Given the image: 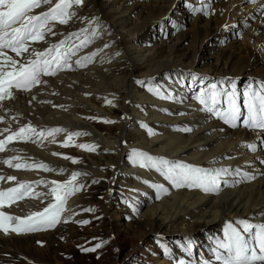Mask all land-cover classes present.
Listing matches in <instances>:
<instances>
[{"label":"bare ground","instance_id":"obj_1","mask_svg":"<svg viewBox=\"0 0 264 264\" xmlns=\"http://www.w3.org/2000/svg\"><path fill=\"white\" fill-rule=\"evenodd\" d=\"M127 2L129 5L125 6ZM171 2L172 0H147L140 6L136 2L131 4L129 0H123V5L115 2L112 7L104 8L92 0L91 14L95 17L107 18L111 13L124 15L129 11L131 15L126 20L120 16L112 17L116 22L115 26L121 27L124 32L130 28L133 36L128 39L123 36V31L119 33L113 26L117 34L114 33L117 36L114 44L104 47L108 45L107 42L95 43L85 54L80 55L98 52L87 67L60 72L59 77L46 79L47 83L39 89L36 87L32 93L15 92V99L0 107V116L4 118L0 122V130L5 127L15 130L30 123L38 129L63 127L69 131L89 133L75 138L98 144L103 153H109L108 156L116 154V177L122 171L133 175L137 185L133 187L131 194L134 195V214L137 220L142 222L145 218L148 219L158 227V232L168 235L171 241L187 243L192 240V255L187 254V257L192 264H199L203 258L214 260L210 248L214 246L216 237L223 238V229L227 223L239 219H248L253 223L264 222V163H261L264 160V145L259 143L264 131L247 129L242 123L233 128L200 111L202 106L194 96L187 95L178 74L184 70L207 74L215 83L225 79L238 80L244 76L264 82V11H261L264 0H256V3L251 0H211L212 8L208 15L188 8L190 0H184V8L179 4V9ZM193 2L195 8H199L202 0ZM46 10L39 9L38 12ZM174 11H178L182 20L186 19L188 28L197 22L199 32L194 34L192 30L183 31L170 44L165 41L160 43V40L151 46L150 37L155 21H148L146 16L142 18L141 24L133 22L142 12L143 15L144 12L152 15L156 20L167 21ZM87 22L85 19L78 20L65 28L56 25L55 32L67 35L70 31L87 25ZM53 36H47L45 42L32 47L38 51L51 47L59 42L53 40ZM192 36L199 43L194 47L188 42ZM133 40L145 41L148 54H139L133 47ZM10 55L13 54L10 52ZM80 56H74V61ZM189 62L191 63L186 64ZM125 64L130 73L121 75L120 68ZM148 82L156 84L174 98L162 100L146 91L141 92L140 88ZM108 100L112 103H107ZM121 102L125 104L122 105ZM238 102L242 110H245L244 98ZM112 107L122 110V116L115 118ZM13 117L16 119L13 120ZM90 117L108 118L110 121L113 119L124 130L118 137L105 136L87 121ZM133 128H137L135 147L133 146L137 151L197 167L239 168L241 171L252 172L256 178L232 187H222L219 194L205 193L200 189H175L155 169L140 168L127 157V145ZM185 128H191L192 131L186 132L183 130ZM65 139L66 133H61L55 136V143L49 137L41 143L14 142L10 145L8 151L0 153V160L18 155L29 163H46L56 171L17 170L0 163V175L17 177V181H0V188L14 187L17 182L27 181L33 183L34 192L47 193V184L37 185L34 182H50V174L61 173V168L66 169L64 172L69 174L77 167L74 163L53 155L62 152L61 144ZM252 143L258 146L255 152L245 147ZM87 153L89 152H84ZM104 157L105 155H101V158ZM84 168L86 169L82 170L91 173L90 175H98L94 166ZM227 179L231 184L233 179L240 178L229 176ZM153 184H164L169 189L168 193H157ZM49 202L46 195L43 198L30 197L0 210L25 217L30 212L41 211L42 204L47 206ZM68 205L70 213L76 212L80 207L75 202ZM17 236L0 230V243L14 247L22 242ZM195 245L204 246L202 248L208 250L210 256L194 259Z\"/></svg>","mask_w":264,"mask_h":264},{"label":"snow or ice","instance_id":"obj_2","mask_svg":"<svg viewBox=\"0 0 264 264\" xmlns=\"http://www.w3.org/2000/svg\"><path fill=\"white\" fill-rule=\"evenodd\" d=\"M251 2L256 3V0H251ZM83 3L84 0H0V107L4 102L14 100L15 92L28 93L33 88L46 84L47 81L43 80V77H53L65 70L74 71L77 68H85L94 61L98 52L80 56L74 62L72 58L93 42L99 35L100 26L91 30L82 28L79 32L71 33L42 51L32 47L34 44L45 42L49 35H56L57 33L53 30L55 26L68 24L77 15L73 10L74 6H82ZM42 6H47V10L34 14V10ZM187 7L193 12L208 15L212 3L211 0H202L199 8L193 7L192 4H187ZM261 11H264V8H261ZM76 40L79 43H76ZM9 52L14 53L15 56L10 55ZM192 79L198 81L206 78L194 74ZM219 83L223 84L224 81ZM148 91L162 100L174 98L159 86L150 87ZM243 97V109L246 111L242 110L238 102L240 94L235 89V85L229 89L218 86V83H211L210 86L198 92L195 99L202 106L200 111L210 114L226 125L236 128L242 123L247 129L264 131V82H260L259 86L250 82ZM42 103H48V101H42ZM107 103L111 104L112 101L108 100ZM3 119V116H0V122ZM15 119L16 117H13V120ZM104 122L113 123V121ZM183 130L192 131L191 128ZM61 133H66V139L61 144L63 147L72 146L74 137L89 135L87 132L69 131L63 127L38 129L30 123L15 130L5 127L0 130V137H3L0 138V153L8 151L9 146L14 142L41 143L52 137L51 142L55 143V136ZM261 144L264 145V140H261ZM75 146L90 152L97 148L96 145L91 144ZM245 147L255 152L258 146L252 143ZM53 155L61 154L53 153ZM63 159L71 160L74 164L80 162L78 158L67 155H64ZM131 159L140 168L155 169L175 189H200L205 193L219 194L222 187H232L242 181H251L256 178L252 172L241 171L239 168L197 167L137 150H133ZM0 163L17 170L56 171L46 163H29L18 155L0 160ZM261 163H264V160ZM59 171L64 172L66 169L61 168ZM81 175L89 174L73 171L70 179L64 182L56 180L34 182L37 185L47 184L49 186L47 193L34 192L33 183L27 181L17 182L14 187L0 188V209L10 208L25 198H43L45 195L52 197V200L41 211L30 212L25 217L11 215L0 210V230L5 234L19 235L46 230L60 223L61 216L66 211L68 199L86 187L84 183H77V178ZM229 176L240 179H233L230 184L227 179ZM0 181H17V177L0 175ZM152 187L157 190V193L167 194L169 191L164 184H153ZM85 210L93 211V209ZM80 223L87 224L89 221L84 220ZM192 245V240H188L187 244L183 245L184 252L189 256L192 255ZM100 246L98 244L96 247L83 250L95 252ZM210 251L214 260L203 258L199 264H217V262L218 264H264V222L253 223L248 219H239L227 223L223 229V238L216 237ZM178 264H190V262L179 259Z\"/></svg>","mask_w":264,"mask_h":264},{"label":"rangeland","instance_id":"obj_3","mask_svg":"<svg viewBox=\"0 0 264 264\" xmlns=\"http://www.w3.org/2000/svg\"><path fill=\"white\" fill-rule=\"evenodd\" d=\"M95 1L97 5L104 8L112 7L115 2L119 5H123V0ZM129 2H131V4L136 2L137 4H140V6H143L147 0H129ZM141 2L143 4H141ZM190 2L189 4H192L193 7H195L193 0H190ZM127 3L125 6L129 5V3ZM171 3L177 9H179V4H181L183 8L185 5L184 0L183 2L180 0H172ZM91 4L92 0H84L82 6H74L73 10L77 15L68 23L72 24V22L75 23L78 20L84 21L85 19L88 21L87 25L72 30L67 33V35L60 33L51 37L53 40L56 39L60 41L73 32H79L82 28H89L91 30L92 28L100 26L99 35L75 57L85 54L95 43L107 42L108 46L114 44L117 38L116 31L119 33L123 31V36L128 39L133 36L131 35L130 28H127L124 32L121 27L119 28L118 26H115L116 22L112 17L120 16L122 19L126 20L131 15L129 11L124 15L111 13V17H95L91 14ZM40 9H47V6H42ZM38 10L39 9L34 10V14L39 13ZM120 11L121 9L119 12ZM140 14L141 15L138 16L139 19L137 18L136 20H133L134 23L141 24L142 18L146 16L148 17V21H155V26L150 37L151 46L160 40V43L165 41L170 44L171 41L183 31L189 30L190 32L192 30L194 34L199 32L196 27L197 22H195L191 28H188L186 19L183 18L182 20L178 11L177 13L174 11L167 21L162 19L156 20L152 15H149L148 13L146 14L145 12L144 15L143 12ZM158 17L159 15L157 18ZM68 24H57V27L65 28ZM113 26L116 28V31ZM53 30L55 31L56 27ZM134 38L136 39L137 36H134ZM75 42L79 43L78 40ZM188 42L191 47L199 44L196 39L194 40L193 36ZM133 47L139 52V54H148V46L145 45V41L141 42L140 40H133ZM43 49H45L44 46ZM12 54L15 56L14 53ZM152 56L153 54L151 57ZM75 57L72 58L73 62ZM190 63L191 62L186 64ZM63 72L64 71L61 73ZM61 73H58L56 77H43L42 79H56ZM129 73L130 71L126 64L120 68L119 74L126 75ZM194 74L206 79L194 81L192 79ZM178 79L182 81L184 84V90L187 91V95L190 97H195L198 92L210 86L211 83H215L214 79L208 77L207 74H197L196 72L189 70H184L179 73ZM250 82H254L256 86H259L260 84L258 80L244 76L238 80L225 79L224 83H218V86L231 89L232 85H235V89L240 94V99L243 100V93ZM42 85L43 84L37 86V88H41ZM155 86L156 84L148 82L140 88V91L151 93L148 89ZM37 88H33L32 91L34 92ZM32 91L28 93H32ZM6 102H4L2 107L6 105ZM121 104L124 105L125 102H121ZM112 112L115 118L120 117L123 114L122 110L117 108L112 109ZM87 121L105 136L118 137V135L124 130L118 126L113 119L111 120L113 123H105L104 121H110L108 118L90 117ZM136 134L137 128H133V131L130 133V141L128 140L129 143L127 145L129 147L127 149V157H129V159H131V154L133 150H135L134 140L136 139ZM261 140H264V133L260 137L259 143ZM79 144L95 145L96 143L88 142L87 140L81 141L74 137L72 146H61V155L57 156L63 161L70 163H72L71 160L63 159L64 155L78 158L80 162L75 164L77 167L73 171L86 172L82 170L86 169L84 167L94 166L96 168V172H94L98 175L96 176L94 174L95 176H92L90 175L91 173L87 172L89 175H81L77 178V183H84L86 187L68 199L66 204L67 208L61 216L60 223L52 228L42 231L19 235L15 233L16 236L18 235L17 237L21 238L20 240H22V242L16 244L14 247L7 245L4 246V244L0 243V264H178L179 259H184L192 264L187 257V253H185L183 249V245L187 243L178 242L177 240H173L174 242L171 241L168 235L166 236L165 234L158 232V227L153 225L148 219L146 220V218L142 222L137 220L136 215L134 214V195L131 194L133 187L136 186L137 183H134L133 175H127L124 171L120 173V176L116 177L114 170L118 156L116 154L108 156L109 153H103V150H101L102 147L98 144H96V146H99V148L97 147L95 151L91 152L75 146ZM84 152L89 153L84 154ZM101 155H105V157L101 158ZM66 173L67 172L59 173L61 175L55 173V175L50 174L51 176L49 180L64 182L71 177V173ZM94 181L98 182L94 183ZM46 198H49L50 201L52 200V197L47 195ZM72 202L80 204L81 208L79 207V210L70 213L71 211L70 209L68 210V204ZM42 207L44 208L45 204H42ZM85 209H93V211H86ZM84 220L89 221V223H80V221ZM98 244L101 246L98 247L95 252L83 250L96 247ZM202 247H199V245L194 246V259L199 260V256H210V252Z\"/></svg>","mask_w":264,"mask_h":264}]
</instances>
